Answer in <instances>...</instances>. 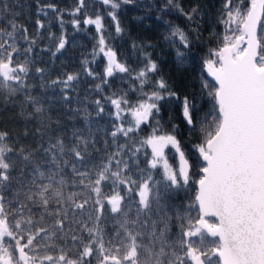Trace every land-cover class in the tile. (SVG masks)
<instances>
[{"label": "snow or ice", "instance_id": "obj_1", "mask_svg": "<svg viewBox=\"0 0 264 264\" xmlns=\"http://www.w3.org/2000/svg\"><path fill=\"white\" fill-rule=\"evenodd\" d=\"M102 3L113 10L120 7L117 0ZM46 7L56 11L52 4ZM86 8L85 0H77L71 15ZM196 14V8L184 13L189 20ZM108 15L116 21L115 32L122 34L116 12ZM102 21L99 15L83 20L98 33L93 58L106 59L96 90L102 91L117 73H128L145 99L132 104L127 93L107 96L114 112L106 129L97 128L84 107L85 127L74 126L66 142V134L54 127L58 121H52L39 100L26 96L31 111L21 114L38 121L36 132L47 143L41 144L43 156L52 167L46 174L32 151L13 147L9 133L0 131V264H264V0H249L248 5L244 0H224L221 44L203 60L214 83L202 80L201 89L207 90L212 108L201 120L197 96L182 100L186 124L195 128L201 120L203 142L195 147L204 164L195 180L175 135L157 134L159 128L154 127L150 135L136 140L141 126L150 125L159 114L158 102L176 93L162 76L145 92L158 64L146 57L145 67L130 73L106 40ZM72 23L80 27L79 20ZM9 24L11 31L0 28V89L15 94L27 87L32 70L29 58L22 63L14 59L20 52L16 34L29 42L27 53L36 40L26 27ZM37 24L44 28L40 21ZM171 38L184 49L190 47L180 28ZM67 43L61 36L52 56ZM185 55L178 49L177 61L183 63ZM89 64L83 61V72L96 79ZM79 79L78 73L66 74L52 84L67 89ZM61 98L70 99L67 94ZM92 103L96 116L102 117L101 100ZM100 131L109 138L103 148L97 147L95 136ZM170 147L178 154L177 166L166 154ZM29 165L32 179L25 174ZM190 191L194 195L189 196Z\"/></svg>", "mask_w": 264, "mask_h": 264}, {"label": "trees", "instance_id": "obj_2", "mask_svg": "<svg viewBox=\"0 0 264 264\" xmlns=\"http://www.w3.org/2000/svg\"><path fill=\"white\" fill-rule=\"evenodd\" d=\"M85 2L87 8L82 10L81 14L73 16L71 12L77 6V0H0V9L3 10L0 12V28L11 31L9 21H13L26 27L28 36L36 40V43L31 45L33 51L27 53L24 50L29 46V42L22 39L19 33L16 34L20 52L14 59L22 63L25 58H29L32 70L26 79L27 87L23 90L9 94L6 89H0V131L9 133L13 147L17 149L23 147L26 151H32L33 158L43 163L41 170L47 174L48 168L52 165L43 156L41 144L47 147V143L41 141L36 132L39 123L34 118L26 119L25 115L21 114L31 111V105L26 101L27 95L30 94L39 100L52 121H58L54 127L66 134V142L71 139L74 126L81 129L85 127L84 107L91 113L89 119L96 127L106 129L110 127V113L114 112L113 106L107 102V96L112 93L117 95L127 93V99L132 104L145 99L138 82L128 73H117L116 76L109 78L108 85H105L102 91L96 90V85L103 77L106 59L103 56L93 58L98 33L94 25H85L83 20L86 16L95 18L99 15L103 17L102 31L106 40L116 50L118 59L128 66L130 73L135 74L143 69L146 57H150L158 64V72L149 74V86H146L144 91L153 90L150 85L162 76L170 89L176 93L175 96L171 98L166 96L164 100L158 102L159 114L150 125L141 126L140 131L134 134L136 140L150 135L154 127L159 128L157 134L175 135L180 142L181 150L192 164V173H195L193 180L198 179L201 175L199 167L204 163L195 146L203 142L201 120L212 108L207 90L201 89L202 80L213 84L205 74L203 60L210 58L211 51L221 44L224 29L219 21L224 0H171V3L168 0H133L130 4L117 0L120 7L115 10L104 5L102 0ZM49 4L55 6V12L46 7ZM248 4L249 0H244V5ZM193 8L197 9V14L189 20L184 13L191 12ZM110 11L116 12L117 20L123 29L122 34L115 32L116 21L108 15ZM44 12H47V15H44ZM73 20L80 21L79 28L73 25ZM37 21L43 23L44 28H39ZM175 28L182 29L188 35L190 41L188 49L182 48L178 40L173 41L171 38V32ZM61 36L68 43L62 52L53 57L52 51ZM178 49L186 54L183 63L177 61ZM85 59L90 61L89 66L98 74L96 79L84 74L82 64ZM36 68H43L45 71L37 73ZM72 73H78L80 79L71 87L64 89L63 85L52 84L53 80H63L66 74ZM65 94L70 97L68 101L61 98ZM193 94L197 96V106L201 110L199 113L201 120H197L195 128L188 126L182 116V100L185 96L191 99ZM96 99H100L105 107L102 117L96 116V105L92 103ZM74 109L80 111L74 113ZM128 119L130 117H125L126 121ZM25 132H28V135H24ZM95 136L98 141L97 147L103 148V141L109 138L103 131L95 132ZM166 154L169 162L177 166L178 154L174 149L170 147ZM143 167L142 159L141 168ZM31 173L32 167L29 165L25 169L28 179H32V175H29ZM154 178L159 180L161 177L154 174ZM41 182L46 181H38ZM192 187L190 184L189 188ZM67 190L76 189L69 187ZM188 195L194 194L190 191Z\"/></svg>", "mask_w": 264, "mask_h": 264}, {"label": "water", "instance_id": "obj_3", "mask_svg": "<svg viewBox=\"0 0 264 264\" xmlns=\"http://www.w3.org/2000/svg\"><path fill=\"white\" fill-rule=\"evenodd\" d=\"M204 71H205V74H206V76L208 77V79L214 83V81L212 80V77H211V76H209V75L207 74V72H206V70H205V69H204ZM201 160H202V158H201ZM202 162H203V160H202ZM203 163H204V162H203Z\"/></svg>", "mask_w": 264, "mask_h": 264}]
</instances>
